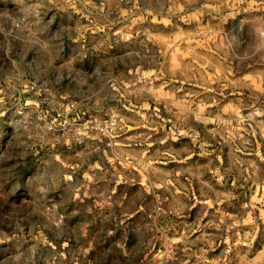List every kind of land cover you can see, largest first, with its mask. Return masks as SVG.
Listing matches in <instances>:
<instances>
[{
    "label": "rangeland",
    "instance_id": "obj_1",
    "mask_svg": "<svg viewBox=\"0 0 264 264\" xmlns=\"http://www.w3.org/2000/svg\"><path fill=\"white\" fill-rule=\"evenodd\" d=\"M259 203L264 0H0V264H264Z\"/></svg>",
    "mask_w": 264,
    "mask_h": 264
},
{
    "label": "crops",
    "instance_id": "obj_2",
    "mask_svg": "<svg viewBox=\"0 0 264 264\" xmlns=\"http://www.w3.org/2000/svg\"><path fill=\"white\" fill-rule=\"evenodd\" d=\"M117 71H121L119 66H116ZM156 88V87H155ZM139 90H144V88H140ZM146 90V89H145ZM157 90V89H156ZM254 203H231V209H233L231 212V218L234 219L233 221L235 222V217H236V212H234L239 205L243 206V208L247 211L252 209ZM261 205V207L264 208V203H259ZM220 224V222H219ZM223 227V230L226 228V222L223 223V225H221Z\"/></svg>",
    "mask_w": 264,
    "mask_h": 264
}]
</instances>
